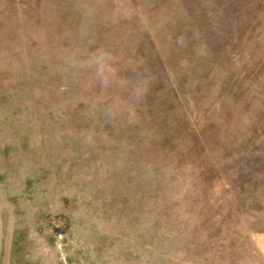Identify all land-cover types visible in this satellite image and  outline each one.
Here are the masks:
<instances>
[{
    "label": "rangeland",
    "instance_id": "374dc122",
    "mask_svg": "<svg viewBox=\"0 0 264 264\" xmlns=\"http://www.w3.org/2000/svg\"><path fill=\"white\" fill-rule=\"evenodd\" d=\"M0 264H264V0H0Z\"/></svg>",
    "mask_w": 264,
    "mask_h": 264
}]
</instances>
